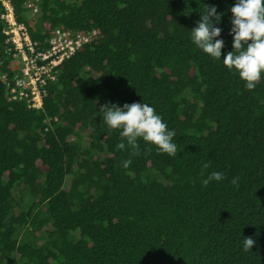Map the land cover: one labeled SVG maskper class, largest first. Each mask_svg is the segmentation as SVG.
<instances>
[{
  "label": "trees",
  "instance_id": "16d2710c",
  "mask_svg": "<svg viewBox=\"0 0 264 264\" xmlns=\"http://www.w3.org/2000/svg\"><path fill=\"white\" fill-rule=\"evenodd\" d=\"M236 3L43 0L34 16L14 0L40 49L57 28L98 34L32 108L12 97L0 19V264H264V73L248 90L223 64ZM206 6L222 14L221 59L191 39ZM108 102L153 107L177 154L117 149Z\"/></svg>",
  "mask_w": 264,
  "mask_h": 264
},
{
  "label": "clouds",
  "instance_id": "9594fccd",
  "mask_svg": "<svg viewBox=\"0 0 264 264\" xmlns=\"http://www.w3.org/2000/svg\"><path fill=\"white\" fill-rule=\"evenodd\" d=\"M188 0H185L187 5ZM188 9L184 14H189ZM233 19L230 35H233V51H229L223 58V64L230 71L235 70L240 79L246 82L248 90H253L264 73V0H237L230 9ZM222 14L217 13L215 6H206L197 21V27L191 30V39L194 44L212 58L221 59V50L224 41L216 39L221 35V29L216 27L221 21ZM215 18L214 20L212 18ZM103 121L110 129H121V143L117 149L124 150L127 146L132 155L139 154L138 140L153 144L157 150L169 156L177 154V145L173 142L176 133L169 130L155 109L148 104L133 102L119 107L111 102L101 106ZM131 159L122 161L124 168H128ZM209 167L208 164L204 168ZM223 173L212 172L202 181L207 186L210 181H220ZM237 183V178L231 181ZM255 244L252 237H245L243 250L248 252Z\"/></svg>",
  "mask_w": 264,
  "mask_h": 264
},
{
  "label": "built area",
  "instance_id": "2783aa9c",
  "mask_svg": "<svg viewBox=\"0 0 264 264\" xmlns=\"http://www.w3.org/2000/svg\"><path fill=\"white\" fill-rule=\"evenodd\" d=\"M42 1L25 0L24 7L35 16ZM0 7L6 53L11 57L9 67L16 75L10 88L12 97L27 100L32 108H41L45 86L55 80L58 67L91 42L98 31L72 32L57 28L48 39V47L40 49L27 26L18 20L14 0H0Z\"/></svg>",
  "mask_w": 264,
  "mask_h": 264
}]
</instances>
